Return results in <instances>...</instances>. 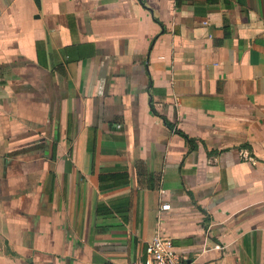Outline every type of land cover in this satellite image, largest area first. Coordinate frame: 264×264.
I'll use <instances>...</instances> for the list:
<instances>
[{"label":"crops","instance_id":"0c3cea01","mask_svg":"<svg viewBox=\"0 0 264 264\" xmlns=\"http://www.w3.org/2000/svg\"><path fill=\"white\" fill-rule=\"evenodd\" d=\"M157 233L264 264V0H0V264Z\"/></svg>","mask_w":264,"mask_h":264},{"label":"built area","instance_id":"2783aa9c","mask_svg":"<svg viewBox=\"0 0 264 264\" xmlns=\"http://www.w3.org/2000/svg\"><path fill=\"white\" fill-rule=\"evenodd\" d=\"M163 193V191L161 192ZM169 204H162L160 210H169ZM216 249H221L216 245ZM133 264H184L177 247L173 242L157 233L155 237L146 245L145 256L142 260H137Z\"/></svg>","mask_w":264,"mask_h":264}]
</instances>
